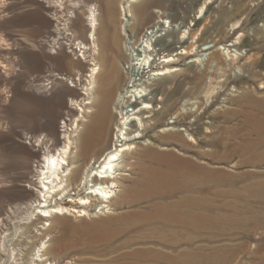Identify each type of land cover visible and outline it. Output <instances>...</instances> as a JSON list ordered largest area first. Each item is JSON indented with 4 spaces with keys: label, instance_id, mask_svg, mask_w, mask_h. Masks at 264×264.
I'll return each mask as SVG.
<instances>
[{
    "label": "rangeland",
    "instance_id": "374dc122",
    "mask_svg": "<svg viewBox=\"0 0 264 264\" xmlns=\"http://www.w3.org/2000/svg\"><path fill=\"white\" fill-rule=\"evenodd\" d=\"M82 1L99 6L98 61L103 54L112 60L103 62V71H128L124 41L133 37L136 42L144 30L157 26L158 16L178 25L162 31L166 34L158 41L157 57H179L175 65L180 70L162 79L158 89L174 92L181 112H195L194 142L187 138L188 130L182 139L155 141L168 150L152 148L189 161L186 178L178 177L184 185L178 198L191 203L184 211L191 218L178 224V237H171L174 227L165 224L161 236L166 242L155 238L160 235L150 226L136 228L130 222L146 202L109 206L104 213L97 208L96 217L41 220L40 227L50 224L46 240L51 238L52 264H264V0H148L147 15L132 17L124 35L121 0H72ZM67 3L57 17L55 8L42 0H0V222L31 202L37 161L45 146L51 151L60 147L63 122L73 120L70 103L86 98L71 81L78 74L82 80L90 66L84 64L78 42L76 56L68 48L71 31L76 40H85L86 9ZM65 19L70 31L60 36L56 28ZM52 39L63 44L61 52L56 47L50 51ZM181 48L192 55L180 54ZM197 53L200 61L187 64ZM53 74L64 79L52 82ZM124 76L118 78L119 88ZM191 102L196 104L187 105ZM160 107L155 103L152 109ZM38 140L43 149L35 146ZM139 158L132 177L148 164L155 166ZM201 214L203 223L198 224L195 215Z\"/></svg>",
    "mask_w": 264,
    "mask_h": 264
},
{
    "label": "bare ground",
    "instance_id": "6f19581e",
    "mask_svg": "<svg viewBox=\"0 0 264 264\" xmlns=\"http://www.w3.org/2000/svg\"><path fill=\"white\" fill-rule=\"evenodd\" d=\"M42 1L55 8L54 16L58 15V10L64 8L66 2L73 9L80 6L86 9L85 40H76L73 37L74 31L70 32L68 40V48L72 47L69 49L71 53L76 56L78 48L83 50L84 64L90 66L82 80L81 74H78V79L73 78L71 81L75 88L78 85L82 88L80 93L86 98L70 103L71 111L68 113L73 120L63 122V142L59 144L60 147L51 151L45 146V152L37 161L35 179L29 187L32 191L31 202L21 206L19 213L15 209L7 220L0 222V264H52L51 238L46 240L50 224L48 228L44 224L40 227L39 221L66 216L96 217L97 208L104 213L105 209H111L109 206L121 208L131 202H146L147 205L145 210L129 218L130 222L136 228L150 226L152 233L160 235L155 238L166 242L168 238L161 236L165 224L172 225V233L176 234L178 224H188L191 218L184 212L191 203L185 197L178 198V192L184 188L183 183L178 182V177L186 178L188 173L184 166L190 164L188 160L179 157L174 160L176 158L169 153L160 154L152 146H158L155 141L167 143L161 137L182 139L185 136L182 132L188 130L191 133H186V136L194 142L191 118L195 116V112H181L175 106L178 97L174 92L158 89L160 82L164 81L162 79L180 70L175 65L177 61L180 62L179 57L175 58L171 54L162 59L157 57L161 53L158 41L166 34L162 31L170 25L165 24V18L158 16V27L152 25V29L144 30L136 42L133 37L124 41V60L129 65L128 71L121 68V72L115 68L116 71L114 69L111 72L109 67L103 71V62L104 65L112 64V60L103 54L99 58L100 64L98 61L96 32L99 26V6L96 3L85 4L83 1L79 3L72 0ZM147 1L126 0L124 4L121 0L119 15L122 35L133 24L132 17L141 15L144 18L147 15ZM156 13L161 12L156 10ZM62 22V27L56 30L60 36H66V32L70 31L68 19ZM171 26L178 28L176 24ZM76 42L77 49L74 47ZM51 43L53 46L50 51L56 47L61 52L62 43L54 42V39ZM131 46L136 53H132ZM180 54L192 55V52L181 48ZM198 55L202 56L197 53L187 64L199 62ZM123 73L125 82L122 81L119 88L116 84ZM50 79L55 82L64 77L53 74ZM45 85L42 88L47 89ZM155 103L161 104L159 110L152 109ZM193 104L196 103L187 105ZM170 113L171 120L168 121L166 116ZM186 124L187 129H183L181 126ZM44 145L43 141L35 142L38 148L43 149ZM162 147L158 146L159 150H168V147ZM138 150H142L141 156ZM136 155L145 157L155 166L148 164L139 170L137 177H132L133 168L141 160ZM162 164H166V168ZM71 191H75V194L71 195ZM92 209L95 211L92 212ZM195 217L198 224L203 223L202 214ZM175 234L171 237H178ZM140 254L136 253V256Z\"/></svg>",
    "mask_w": 264,
    "mask_h": 264
},
{
    "label": "built area",
    "instance_id": "2783aa9c",
    "mask_svg": "<svg viewBox=\"0 0 264 264\" xmlns=\"http://www.w3.org/2000/svg\"><path fill=\"white\" fill-rule=\"evenodd\" d=\"M260 1V0H259Z\"/></svg>",
    "mask_w": 264,
    "mask_h": 264
}]
</instances>
